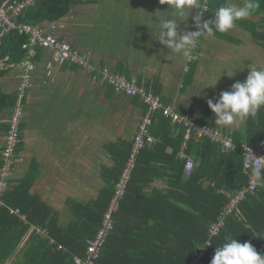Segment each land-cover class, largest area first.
Instances as JSON below:
<instances>
[{"label":"trees","instance_id":"trees-1","mask_svg":"<svg viewBox=\"0 0 264 264\" xmlns=\"http://www.w3.org/2000/svg\"><path fill=\"white\" fill-rule=\"evenodd\" d=\"M99 1L36 0L18 15L16 22L46 24L64 17L74 5ZM261 1L264 4V0ZM226 2L207 0V12L202 13V19H211L215 8ZM261 12L264 13V5L255 14ZM236 24L248 31L253 42L264 49V20L259 23L248 18ZM214 36L235 41L223 33ZM26 42L27 35L19 34L17 30L3 35L0 41V79L11 66L23 61L26 56L23 45ZM197 49L198 45L193 50L196 58L190 62L186 60L184 86L192 83L197 66ZM41 51L39 48L36 56L38 60ZM71 67L80 68L75 65ZM115 71L128 75L120 66ZM91 74L101 79L95 71ZM102 82L114 94L124 96L115 93L106 81ZM138 83L142 82L138 80ZM142 84L147 90L160 95L158 77ZM16 95V90L4 91L0 86V113L8 111L10 115ZM124 97L133 104H141L136 96ZM142 107L144 110L145 107ZM177 110L186 111L195 120L214 126L212 122L199 119L193 108ZM3 129L6 132L8 126ZM150 131L154 142L137 155L118 208L112 213V229L93 264H190L200 246L207 241L210 242L208 250L197 264H210L216 247L225 242L227 237L241 243L250 241L258 253L264 254V187L256 186L253 192L246 193L238 205L239 213L225 216L218 235L210 236L208 232L209 225L218 220L224 211L229 195L249 182L251 172L244 169L239 151L241 143L246 142L264 151V108L255 116L246 118L240 131L230 133L235 145L233 149L223 150L209 139L196 135L185 141L184 128L172 124L160 113L153 116ZM131 145V140L124 139L103 145L110 164L101 165L98 171L102 185L96 196L89 200L71 197L65 200L71 217L67 223L61 222L59 211L32 193L39 176L35 160L30 162L22 177L16 180L10 177L8 187L0 196V264H5L16 253L20 256L16 264H73V256H82L86 250V240L94 237L101 227L114 194L115 182L129 158ZM20 150L19 142L15 149V164ZM181 154L193 161L189 174L185 173L186 158ZM10 208H18L20 214L10 213ZM31 227L33 230L24 246L18 249ZM34 228L46 231L47 235ZM58 245L62 248L59 249Z\"/></svg>","mask_w":264,"mask_h":264},{"label":"crops","instance_id":"crops-1","mask_svg":"<svg viewBox=\"0 0 264 264\" xmlns=\"http://www.w3.org/2000/svg\"><path fill=\"white\" fill-rule=\"evenodd\" d=\"M100 2L102 0L96 2V4ZM229 2L239 4L242 0H227L226 3ZM259 3L260 6L264 5L261 0H259ZM110 5H119L118 7H123L124 10L136 7V26L121 29V33H126L128 37L124 45L117 44L123 39V35L109 33V39L113 41V45L108 44L106 47L85 45L87 51L83 52L75 44L76 34L73 32V28L64 27L60 20L55 21L56 28L53 33L57 37L65 39L79 52L86 53L89 59L96 64L109 66L113 70L120 66L126 74L136 77L142 83L150 81L153 77H158L161 85L160 97L177 109L193 108L199 119H207L214 126L228 133L240 131L244 127L245 120L231 126L220 127L214 123V113H207L209 116L204 115L203 108L202 113L198 114L200 104L192 106V103H189L185 88L190 87V85H183L184 74L187 70L186 59L171 52L153 37L156 25L150 19H155V16L158 17L159 12L170 11L167 4H160L159 0L154 5L148 4L147 1L142 4L140 0H133L129 3L122 0H116V2L110 0ZM139 6L148 9L145 13L147 14L146 20L153 22L151 26L147 27L148 31L143 33L146 39H150L146 45L141 44L134 36L142 22V18L138 15ZM71 9L70 11H72ZM104 10H106V7H104ZM195 11V9L189 11L188 19L180 25L181 28L187 26L188 30H196L192 22ZM76 13L77 11H73L69 18L75 20ZM255 13L249 19L259 23L264 20L263 12ZM213 18L214 14L211 16V19ZM122 21L124 22V17ZM258 28L263 29L262 27ZM223 34L233 38L227 33ZM138 45L140 46L138 47ZM254 46L259 45L253 42L251 34L249 40L243 42L225 40L215 36L200 39L197 49V66L192 79L194 84L191 88L195 84L197 86L200 82L199 77L202 71L208 72V77L209 75L215 77L212 72L216 70L217 78L221 75L214 88L219 97L221 91L230 90L233 84L232 81L237 80L238 77L233 78L234 75L227 76L237 62L238 70L243 69L238 71L239 75L242 76L239 81L243 82L248 74V66H245L244 63L246 59L254 56V52H256ZM41 52L39 60L35 59L32 85L28 89L25 98L24 121L20 130L21 150L18 153L19 162L16 163L11 178L16 180L22 177L30 162L35 160L39 176L32 187V193L39 195L43 201L59 211L62 215L61 222L67 223L71 217L67 211L65 200L69 197H76L81 190L93 192V196L85 200L95 197L101 186L95 191L96 188L93 187L91 175L94 176L93 179L99 178L98 171L101 165L110 164L108 156V162L101 164L96 170L97 167L91 164L92 155L100 148L104 149L103 145L105 143L120 140L117 138L118 136L114 138L116 141H109L110 138L107 137L112 133L116 135L123 131L124 124L128 121L126 119L129 118L132 119L133 125L129 121L128 123L134 130L129 139L124 138V140H131L144 110L139 102L133 104L126 97L114 94L99 77L77 67L54 66L52 76L46 84H43L44 62L48 58L49 52L46 50ZM22 73L23 70L20 65L10 67L0 79L1 88L4 91H14ZM62 86L67 88L68 92L62 90ZM55 94L57 96L59 94L58 98ZM218 97L215 99H218ZM8 117V111L0 113V149L3 146L5 134L3 127L7 125L6 120ZM35 122L37 125H35ZM77 165L82 168L81 171L84 174L81 171L78 172L75 168ZM87 173L90 174L88 176L90 180L86 179L85 183L83 176ZM99 180L101 179L99 178ZM88 181L91 183H88ZM32 230L33 227L29 229L18 249L24 246ZM19 258L20 256L16 253L5 264H16Z\"/></svg>","mask_w":264,"mask_h":264},{"label":"built area","instance_id":"built-area-1","mask_svg":"<svg viewBox=\"0 0 264 264\" xmlns=\"http://www.w3.org/2000/svg\"><path fill=\"white\" fill-rule=\"evenodd\" d=\"M35 1L36 0H0V41L3 35L11 30H17L19 34L27 35V42L23 45V48L26 50V56L20 64L16 65L22 67L23 73L15 87L17 93L15 105L6 120L8 129L3 137V146L1 150L2 164L0 166V196L8 187V179L13 173V167L16 161L15 149L20 142V124L24 108L23 100L26 98L27 91L32 85V74L35 70V59L39 48L49 52V56L44 62L43 84H46L52 76L54 66L75 65L90 73L95 71L96 74L101 76L102 80L106 81L113 88L115 93L129 97L136 96L145 107L143 115L137 125V129L131 139L132 145L129 158L125 163L120 177L115 182L114 194L103 216L101 227L97 230L94 237L86 240L85 253L82 256L75 255L72 258L73 264H93L99 256L106 236L112 229V213L118 208L119 199L124 194L127 180L136 162V157L142 149L154 142V137L151 134L150 128L153 123V116L156 113H160L174 125H181L184 128L185 141L191 136L196 135L198 138L205 137L209 139L223 150L233 149L235 145L229 133L209 123L195 120L196 118L186 111H178L176 107L163 101L160 95L147 90L142 83L139 84L136 77L122 74L106 66L94 65L89 61L87 55L80 53L65 39H61L53 33V30L56 28L55 21L41 25L16 22L18 15L30 5L34 4ZM203 2L207 4V0H203ZM239 151L243 159L244 169L247 172H251V154L257 158L264 157V151L258 150L246 142L241 143ZM181 156L186 158L184 170L186 174H189L190 170L193 168V161L184 154H181ZM255 189L256 185L252 183V176H250L246 186L236 190L233 195H229V201L224 211L219 216L218 220L212 222L208 227L210 236L218 235L224 225L225 216L230 213L238 214L239 203L245 198L246 193L253 192ZM10 213L20 214V211L18 208H10ZM35 230L47 235L46 231H42L39 228ZM207 243H209V241L200 246L199 252L191 260L190 264H197L200 262L201 257L204 256L210 245ZM57 247L59 249L62 248L61 245Z\"/></svg>","mask_w":264,"mask_h":264},{"label":"clouds","instance_id":"clouds-1","mask_svg":"<svg viewBox=\"0 0 264 264\" xmlns=\"http://www.w3.org/2000/svg\"><path fill=\"white\" fill-rule=\"evenodd\" d=\"M159 3L167 4L170 11L159 12L158 17L152 18L156 25L153 37L159 44L189 62L196 58L193 50L201 38L228 32L237 21L248 19L260 7L259 0H242L239 4L224 3L215 8L213 19H202V13L207 12V4L203 0H159ZM191 9L198 13L192 17L195 31L188 30L187 26L180 27L188 19ZM235 70L232 69L227 76H233ZM218 79L205 87H215ZM206 103L215 114L214 123L220 127L231 126L255 116L264 108V64L249 66L243 82L233 83L230 90L219 93L215 102L208 99ZM250 164L252 183L264 187V157L257 158L251 154ZM210 264H264V254L258 253L250 241L241 243L227 237L225 242L216 247Z\"/></svg>","mask_w":264,"mask_h":264},{"label":"rangeland","instance_id":"rangeland-1","mask_svg":"<svg viewBox=\"0 0 264 264\" xmlns=\"http://www.w3.org/2000/svg\"><path fill=\"white\" fill-rule=\"evenodd\" d=\"M122 1L129 3V2H132L133 0H122ZM145 1H147L148 4H151V5H154V3L157 2V0H140V2L142 4H144ZM114 2H116V0H114ZM116 4H118V3H116ZM114 6L115 5H110V0H102V2L97 3V4L95 3V4L75 5L71 9L72 11H70L68 13V15H66L65 17H63L59 20L64 25V27H66V28L72 27L73 28V32L76 34L75 44H76L77 48L81 49L83 52L87 51L85 49V45H94L96 47H99V46L100 47H106V46H108V44L113 45V41L109 39V33H111V34L113 33V35H117L118 33H120L121 35H123V37H122L123 39L121 41H119L117 44L124 45V44H126L128 37L126 36V33L125 34H124V32L121 33V29L124 27L128 29L129 27L131 28L132 26H136V7L130 8V10H127V8L124 10L123 7H118L119 5L115 6V7ZM120 6H122V4H120ZM104 7H106V10H104ZM73 11H77V13L75 14V20H72L71 18H69V16L73 13ZM91 11L93 13L90 14L89 12H91ZM147 11H148V9L146 7L139 6L138 15L140 18H142V22L140 24L139 30L134 35V36H136V40L139 41L141 44H144V45H146L150 39H146V37H144L143 33H146L148 31L147 27L151 26L153 24V22H150V20H153V19L146 20L147 14H145V13ZM94 15H96V16L93 17ZM123 17H124V22L122 21ZM78 25L80 27H77ZM141 27L144 29H142ZM226 33L228 35H231L233 37L232 39L236 40V42L237 41L238 42L247 41V40H249V37H250V34L248 33V31L240 28L237 24L234 26V28H232L231 30H229ZM139 46L140 45H138V47ZM200 48L202 49L201 46H200ZM114 49H116V48H114ZM254 50L256 51V52H254V56L246 59L245 60L246 62L244 61L245 66L249 67V66H251L252 63L253 64H264V49L260 48L259 46H254ZM80 53H82V52H80ZM82 54L86 55V53H82ZM233 67H234L233 69H237L234 71V77L233 78H236V77H238V78H237V80L234 79L232 81V83H235V82L239 81L242 76L239 75V72H238L239 71L237 68L238 62ZM212 74H214L215 77H213L212 75H209V77H208V72L202 71V73L200 74V77H199L200 82L198 83V85L196 86V84H195L193 86V88H191L192 85L194 84V82L192 81L193 83L190 84V87L185 88V90H187L186 98L189 99V103H192L191 104L192 106H196L197 104H200L198 107V114L202 113L203 108H204L203 109L204 115L213 114V112L208 108L206 101L208 99H213V101L215 102V100H216L215 98L218 97V94L214 90L215 87H205L208 84L215 81L216 79H218L217 78L218 74H217L216 70H214L212 72ZM233 78H231V79H233ZM203 87H205V88H203ZM62 90L68 92V89L65 88L64 86H62ZM64 95L66 96V94H64ZM55 96L58 98L59 94H58V96L55 94ZM126 120H128L133 125L131 118L126 119ZM203 120H207V119H203ZM23 121H24V119L22 117L20 127H21ZM128 121L125 122L123 131H121L120 133H118L116 135H115V133H112L111 135H109L107 137V138H110L109 141H116L114 139L116 136H118L117 137L118 139H124V138L129 139V137L132 135L134 129H133V127H131L129 125ZM35 125H37L36 122H35ZM114 130H115V128H114ZM106 142H108V141H106ZM17 162H19V158L17 159ZM106 162H108V154L103 148H100L97 152H95V154L92 155L91 164H94L97 167L96 170L98 169V167L101 164H105ZM22 164H24V163H22ZM75 168L78 170V172L82 170V168L79 165H77ZM95 174H96V172H95ZM88 176H90L89 173H87V175L85 174V176H83V180L85 183H86V179L90 180V178ZM93 177L91 175V181H92L93 187L96 188L95 189V191H96L101 186V180H99L98 177L96 179H93ZM88 183H91V182L88 181ZM90 196H93V192L91 193V192H88L85 190H81L80 194L79 195L77 194L76 197H74V198H76L78 200H85V199H88Z\"/></svg>","mask_w":264,"mask_h":264}]
</instances>
